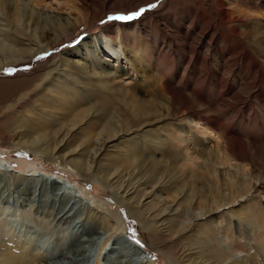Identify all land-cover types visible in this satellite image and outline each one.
Instances as JSON below:
<instances>
[{
  "label": "bare ground",
  "instance_id": "1",
  "mask_svg": "<svg viewBox=\"0 0 264 264\" xmlns=\"http://www.w3.org/2000/svg\"><path fill=\"white\" fill-rule=\"evenodd\" d=\"M104 1L109 2V0ZM142 1L146 4L151 1L153 2L154 0ZM163 1L165 2L166 0ZM53 5L59 7L60 3L55 0H49V2H47V0H0V33L6 34L4 37L0 38V50L4 53L0 55V57H3V59H0V70L18 63H31L35 56L47 52L45 49L46 47L42 46L38 35L31 36L36 42H34V47H23L26 44L29 46L28 44L30 43H28V41L30 42V40H25L22 35L21 37L23 39L18 37L20 36L19 32L12 33L10 32L11 30H8L9 28H7V26L3 25V23L7 21L5 19V14L11 18H15V14H17L18 18L16 20H19L20 24L25 25V28L28 29V31H31V29L34 28V30L38 29L39 33L42 34H45L44 31L48 30H54L55 32L63 28L70 31L78 29L77 17L72 19L71 16H68V18L62 19L61 16H50L49 12L52 13L50 6ZM29 6L37 12L38 16L37 18H34V16L30 17L28 24H26L24 14L26 8ZM67 8L71 13L75 11L71 6ZM151 15H155L156 23L166 19V17H163L161 14L151 13ZM185 19H189V17L185 16L184 21ZM143 20L138 22L139 26L136 28L138 34L130 36L129 45L126 47L127 50L131 52L132 61L127 58L125 53L126 50L122 43L118 41L116 37H111L107 35L106 31L101 30V35L94 38L91 42L92 50L88 51L86 54L88 56L87 59L90 57L93 62L95 61L96 65H100L99 68L96 66L98 70L95 73L92 72L90 74L87 71L86 63L83 62L84 64L80 65L81 67L77 69L78 71L70 72L68 78H66V82L63 83L65 84L64 88H58V86L50 81L46 87L47 90L45 96L42 97V94H40L42 98H47L49 100L48 106L43 105L40 109L38 108L39 111L35 109H31L32 111L29 112L24 111L28 113V115L20 114L19 119L12 123L7 129L6 134L12 139H9L10 142L6 148H19L30 152L33 155L44 156L47 161L60 165L64 170L69 169L76 171L78 175L84 178L85 182L97 183L100 184V186H104L107 191H113L112 197L114 200L120 203V206H125L126 204L130 205L128 208V214L133 220L142 225V228L149 233L150 237L155 238V235L158 232H162V234L168 238L175 236L180 242L186 243L187 246L184 244V248L197 249L194 252V255H198L199 258L204 257L206 259L204 261L205 264H261V260L256 262V256L253 251L254 244L252 241L254 239L252 238L250 243L245 240L247 244L241 239L242 221L245 219H251L250 215L254 209H257L258 215H264V206L261 207L262 204L258 206L256 202L252 205V189L245 186V190H239L234 186H228L226 193L224 195L221 193L223 200L214 198L210 201L206 196L199 195L195 187H192L196 180H205V175L202 171H211V165H218L219 168L225 167L229 170L232 169L231 167H233L234 170L239 167L235 165L234 161L230 158H234L235 156L230 145L231 137L228 135V132L224 130V127L222 128L219 126L218 130L220 135L217 138V142H215L216 144H213L215 147L210 145L207 141H203V137L208 132L204 126H215L216 123L211 122L208 117L201 114L196 107H198L197 104L200 102H203L204 104L207 102L206 106L208 109H214V107L209 100L200 96L192 83L193 81L191 82L187 79V81L184 80L183 75L186 74L185 72L188 69L181 74L179 68L180 65L168 60L171 55H163L165 53L164 47L161 46L159 48L156 43V38L153 36L151 37L150 27L153 25H151V23H144L142 22ZM190 21L189 26L192 28L191 25L193 24V21ZM127 24L128 23L125 22L118 23V33L122 32L120 36H126V30L129 28V24ZM53 25L54 29H51ZM157 30L159 31V29ZM179 30L183 31L184 29L180 27ZM184 32H187V35H190L188 30H184ZM27 34L28 38L30 33ZM166 40L170 41V43L172 42L173 45L175 44L173 39L169 40V38L166 37ZM185 41H188L187 37ZM142 45L147 47V50L145 51L146 53L143 54ZM149 45L152 46V48L149 47ZM177 52L179 51L177 50ZM185 52H188L189 54L188 65L186 68H191L192 70L196 69V62L193 58L197 52L194 46L190 43L187 44ZM105 54L110 55L116 62H120L121 67L114 64L112 65L113 68L110 69L109 65L102 60H100V62L99 59ZM74 55H79V51L74 53ZM180 57L182 62L187 59L185 55H181ZM125 59L130 63V66H132L131 70H133V74L130 72L131 70H126V66L122 64ZM136 62L144 64V74L138 72V68H136L135 64ZM260 66L263 67L262 65ZM62 68L63 67L61 66V70ZM85 74L89 77H97L101 84L95 86L93 89L87 82L83 83L82 79ZM152 77L158 84L154 89L155 94L152 93L154 101L152 103L151 111H147V113L144 114H138L136 109L137 106H140L141 100L138 98L134 99V95L131 93H135V91L139 94L144 93L146 88H149L148 85H146V82H148L149 79H152ZM124 81H128L129 85L130 83H133L132 87H130L128 83L125 82L126 85L129 86V88L127 87L128 92L125 91V95L130 96V98L132 97L131 99H133V101L131 100L132 103L127 107H118L120 103L117 105L116 100L114 99L120 95H117L114 88L109 89L111 86L108 87V84L111 83L113 85L118 84V82H122L123 84ZM144 82L145 87L143 85ZM152 84L154 87V82ZM106 87H108L107 96L104 95L105 97L102 96V98L99 94H101ZM114 92L116 93L113 98ZM182 98H185L184 102L181 100ZM192 98L194 100L193 103L191 102ZM157 103L161 104L162 108L159 107ZM7 106L5 105V107ZM74 110L78 111V113L73 114ZM124 110L126 111L124 112ZM57 111H60L58 114L60 119H58V116L56 115ZM85 113L87 115H84ZM88 115L92 117V120L94 121L89 126L96 127V122H103L104 126L99 133H97L98 137L96 139H87V134L93 129L91 131L89 128L83 129L81 133L86 129L88 130L86 135L81 133L77 134L83 137V143L86 144V150L83 153L88 152L98 155L102 151L107 153L114 152L116 156L111 155L105 158L110 162L109 165L114 166V168L111 167L115 170L113 172L111 171V168V170L107 172H105V170L102 171V169H98L97 172H94L93 169L89 167L90 165L83 167L85 162L78 161L77 159H74L72 162H66L65 159L62 161L57 158L58 155H62L59 154V150L62 149L61 144L66 143L65 141L67 140V137L58 140L56 133L65 130H68L70 133L74 129H79L80 127L77 125ZM51 128H55L57 131H51ZM105 130L110 131L108 137L104 136ZM55 134L56 136H54ZM16 137H18L17 141L15 140ZM83 143L80 146H82ZM197 143L201 145L202 149L207 150L206 153L202 154L203 157L201 155L202 161L198 159L201 161V164L199 163V165L196 163V157L191 149L194 145L197 146ZM171 147H177L184 151V156L175 164H171V161L166 160L167 152L171 150ZM223 149L226 155L223 158L217 157L216 154L219 155ZM75 150L76 149L73 151ZM154 151L157 153H151ZM158 153L161 156L160 159H156L155 157ZM241 159L245 161L244 158ZM162 165H164V168ZM31 167L33 169L32 172L29 171L28 174H25L19 171H13L10 164L0 162V214L1 216L7 215V213L11 211L12 204L17 206V212L19 211L20 205L23 210L21 211L22 216L20 217V215H17V219L13 220L15 221L14 224L11 222V225L6 224L8 221L6 218L7 216L3 217L7 220L6 222L0 218V230L4 228V230L7 231L6 235L0 236L3 238L6 237L4 240L0 238V240H2L0 242V264H52L54 259L61 260L59 261L61 262L60 264H86L91 258V247H87L85 250H83V248L78 250L79 247L77 246L78 248L76 247V250L74 249L75 251L73 248L76 246V243L82 244V241L85 240L83 237H87L89 232L97 233V235L103 233L106 234L104 232V226L109 228L112 227V218L117 220L120 224L119 230L121 233L116 246L111 248L108 252L113 264H152L149 259V254L145 252L141 245L136 243L137 246L133 243V238H131V233L128 230L126 220L120 212L112 209L111 206L107 204L103 205L98 201L94 202L96 205L93 204L92 200L85 203L83 199H80V197L74 193L76 188L73 187L74 185H71L70 182L66 183L70 184L69 186L63 185L58 178L52 176L49 178L42 173H36L35 167ZM196 168L199 169V172ZM185 172H188L189 175L181 181L182 183H177L183 174H186ZM218 172L220 171L215 169L212 174L215 176ZM115 175L118 178L116 181V187H114V183H112L111 180ZM189 186L192 187L190 188L191 192L185 197V189ZM163 191L167 192L168 197L166 198H168V200L180 197V200L176 202L182 205L190 204L189 197L191 194H198L199 196L197 199L200 201L197 203L204 212L203 216L209 217L211 215H219L220 218H227L229 223H226V225H234L238 232L241 231L239 232V236L231 241L232 245L229 244L224 248L220 245L217 236V233L220 232V226L215 229H210L208 222H206L205 219L197 218V216L196 218L190 217V220L186 221L184 220V215L181 216L177 213L181 207L172 209L171 211H168V209H161L160 212H156L155 216H152L153 214L150 212H152L155 207L153 201H159L160 197L157 195ZM142 199H145L146 203L143 204V202H141ZM36 201H40V203L35 204ZM48 202L59 210L56 218L53 217L54 219L51 220L52 227L49 226L47 220L45 221V218H41L44 215L41 213V209L43 206L48 207ZM34 204L37 205L38 208H35ZM76 208H78L77 212H75ZM220 218H217L215 222H218ZM37 219H40L41 224L36 222ZM261 219L263 220V218ZM76 220L86 221L87 223L91 222L92 226L91 228L82 230L80 228L78 229V223ZM22 221L24 223L30 221L32 228L34 230L36 229L39 233L38 235L40 236V239L46 241L45 244H42V248L39 247L42 252L39 251L36 254L33 252L34 250L36 251L38 247L33 243L34 241L32 242V240H30V237L24 239L21 237L20 233L15 235L11 231L13 228L17 229L20 225L23 227L24 225ZM54 223H59L62 226L63 234L65 236L68 235L66 238L70 239L69 246L66 247L65 236L63 240L64 242H60V240V243L56 244L55 242L51 243L52 240L50 241L49 238L48 240H45V237L51 232L45 228V225L53 231L52 228H58ZM262 226H264V224ZM76 228L78 230H76ZM109 228L106 229L107 232L111 230ZM244 243L246 245L245 247L249 248L250 255L248 258L246 257L242 263H237L235 261L236 253L241 250L240 247ZM46 246H49L50 248L47 251L45 250ZM101 251L102 249L100 252ZM205 253H208V255H205ZM63 260L65 262H63ZM173 262L174 263L172 264H180L176 260Z\"/></svg>",
  "mask_w": 264,
  "mask_h": 264
},
{
  "label": "rangeland",
  "instance_id": "2",
  "mask_svg": "<svg viewBox=\"0 0 264 264\" xmlns=\"http://www.w3.org/2000/svg\"><path fill=\"white\" fill-rule=\"evenodd\" d=\"M55 1H59L60 6H50L52 13L49 12V15L61 16L62 19L68 18V16H71L72 19L77 17V30L74 29L73 31H70L63 28L55 32L54 30L44 31L45 34L39 33V30H34V28H32L31 31H28V29L25 28V25L20 24L19 20H16L18 18L17 14H15V18H11L5 14V19L7 21L4 22L3 25L7 26V28H9L8 30H11L10 32L12 33L19 32L20 36L18 37L30 40V42L28 41V43H30L28 44L29 46L25 43L26 45L23 47H34L36 42L31 36L38 35L42 46L46 47L45 49L47 52H43V54L35 56L31 63H18L0 70V162L10 164L13 171H19L25 174H28L29 171L32 172L33 169L31 166H33L35 167L36 173H42L49 178L51 176L56 177L63 185L66 186H69L70 184L74 185L73 187L76 188L74 193H76L80 199H83L85 203L89 200H92L93 204L98 201L99 203H102L103 205L107 204L111 206L112 209L120 212L126 220L128 230L131 233V238H133V243L136 244V241L140 242L138 245H141L145 252L149 254V259L152 264H172L174 263V260L178 261L180 264H205L204 261L206 259L204 257L199 258L198 255H194V252L197 249L184 248L186 243L180 242V240H178V238L176 239L175 236L168 238L167 236H164L162 232H158L155 235V238L150 237L149 233L142 228V225L133 220V218L128 214V208L130 205L126 204L125 206H120V203L114 200L112 197L113 191H107L104 186H100V184L97 183L85 182L84 178L78 175L76 171L69 169H65V171L60 165L47 161L44 156L33 155L32 153L19 148H6L10 142L9 139H12L6 133L9 126L19 119L20 114L28 115L26 112L34 109L39 111L43 105L48 106L49 100L42 97L45 96L47 90L46 87L50 81L58 86V88H64L65 84L63 83L66 82V78H68L70 72L78 71L77 69L81 67V64L83 65L86 63L85 65L87 66V71L90 74L92 72L95 73L98 70L100 65H96L95 61L93 62L90 57L87 59L88 56L86 54L88 51L92 50L91 42L94 38L101 35V30L106 31L107 35L111 37H116L125 48L127 58L132 61L131 52H129L126 47L129 45L130 36L138 34V30L136 29L137 26H139L138 22L144 18L142 22H146L148 24L151 23V25H153L150 27V34L151 37L153 36L156 38V43L159 48L161 46L164 47L165 53L163 55H171L169 58L167 57L168 60L180 65L179 68L181 70V74L188 69L185 72L186 74H184L185 76L183 75L184 80L193 81L192 83L200 96L209 100L214 107V109H208L206 106L207 102L206 104L200 102L197 104L198 107H196L199 109L200 113L206 115L211 122L218 124L210 127L207 125L204 126L208 132L206 131L207 136L205 135L203 137V141H207L210 145L214 146L216 144L215 142H217L218 136L220 135L218 130L219 126L222 128L224 127V130H226L228 135L231 137L230 145L235 156L234 158H230L234 161V164L239 167L235 168V170L231 167V171L225 167L219 168L218 165H211V171H202L205 175V180H196V184L194 183V186L192 187H195L199 195H204L212 201L214 198L223 200L221 193L224 195L228 186H234L239 190H245V186H247L249 189H252L253 192L252 205L257 202L256 204H258V206L260 204H262L261 207L264 206V0H166L165 2L163 0H154L153 2L151 1L146 4L142 0H109V2L104 0ZM47 2H49V0H47ZM70 6L75 9L73 13H71L67 8ZM35 12L36 11L30 8V6L26 8V12L24 14L26 24H28L30 17L34 16V18H37L38 15L37 12ZM136 13L140 14L136 15ZM151 13L161 14L163 17H166V19L157 22V24L155 22V15H151ZM120 16L131 17V19L115 18ZM185 16H188L189 19H185L184 21ZM190 20L193 21V24L191 25L192 28L189 26V23L191 22ZM122 22L129 24V28L126 30V36H120L122 32L118 33V23ZM180 27H182L185 31L188 30L190 35H187V32L185 33L184 30L180 31ZM51 29H54V25ZM157 29H159V31ZM27 33H30V36H28L29 39L27 38ZM5 35L6 34L4 33H0V38ZM166 37L169 38V40L173 39L175 44L173 45L172 42L170 43V41L166 40ZM186 37L188 38V41H185ZM189 43L194 46L197 52L193 58L196 62V69L194 70L186 68L188 65L187 62L189 54L188 52H185V49L186 45ZM142 47V54L146 53L145 51L147 50V47L143 45ZM149 47L152 48L150 45ZM78 51L79 55L75 56L74 53H77ZM2 54L4 53L0 50V55ZM181 55L186 56V61H181ZM0 59H3V57H0ZM100 60L109 65L110 69L113 68L112 65L114 64L121 67L120 62H116L110 55L105 54L99 59V61ZM122 64L126 66V70L132 69V66H130V63H128L126 59L122 62ZM135 64L136 68H138V72H140V74H144V64L137 62ZM60 65L63 67L62 70ZM96 66L98 68H96ZM209 68L212 69L210 70ZM130 72L133 74V70ZM82 82H87L93 89L95 86L101 84L97 77H89L86 74L83 76ZM125 82L128 83V81H124L123 84L122 82H118V84L113 85L111 83L108 84V87L111 86L109 89L114 88L117 95H120L114 99L116 100L117 105L120 103L118 107H127L133 101V99H131L132 97L130 98V96L125 95V91L128 92L127 87H132L133 83H130V85L128 83V86ZM153 82L155 85L154 87L152 84ZM156 82L157 81L152 77V79H149L148 82H146V85H148L149 88H146L144 93L139 94L136 91L135 93H131L134 95V99L138 98L141 100L140 106H137L136 109L138 114H144L147 113V111H151L152 103L154 101L153 94H155L154 89L158 84ZM143 85L145 87V82ZM108 87H106L103 92L99 94V96H107ZM116 92L113 93V98ZM40 94H42V97ZM181 100L184 102L185 98H182ZM191 102H194L193 98ZM157 104L162 108L161 104ZM5 105L7 107H5ZM74 111L73 114L78 113V111ZM125 111L126 110H124V112ZM59 112L60 111H57V116ZM84 115L87 114L85 113ZM58 119H60L59 116ZM93 122L92 117L88 115L77 125L80 127L79 129L76 130L73 128L74 130L70 133L68 130L56 133L58 140H62L67 137V140L65 141L66 143L61 144L62 151L59 150V154L62 155H58L57 158L62 161L65 159L66 162H72L74 159H77L78 161L85 162L83 167L90 165L89 167H91L94 172H97L98 169H102V171L105 170V172H107L114 168V166L109 165L110 162H108L105 158L111 155L116 156V154L114 152L107 153L105 151L99 153V156L88 152L83 153L86 150V144L83 143V137L77 135L78 133L80 134L83 129L89 128L90 131L92 129L93 130L88 133V130L86 129L81 134L86 135V133H88V140L96 139L98 137L97 133H99L101 128L104 126V123L96 122V127L89 126ZM53 130L55 132L57 131V129L51 128V131ZM109 132L110 131L105 130L104 136L108 137ZM56 134L54 136H56ZM17 138L18 137L15 138L16 141L18 140ZM82 143L83 145L80 146ZM194 146L191 148L193 150L192 153L196 157V163L199 165L202 161L201 155L206 153L207 150L202 149L199 143H197V146ZM74 149L78 150L73 151ZM151 153L155 154L157 152L154 151ZM225 155L226 153L224 152V149L219 155L216 154L219 158H223ZM183 156V150L178 149L177 147H171V150L167 152L166 160L171 161V164H175L176 162H179ZM155 157L156 159L161 158L159 153L156 154ZM241 158H244L245 161ZM106 166L109 167L107 168ZM162 167L164 168V165H162ZM196 169L197 171L199 170L198 168ZM215 169H218L220 172L214 176L212 172ZM111 171L113 172L115 170L112 169ZM188 175V172L183 174V178L181 177L177 183H182L181 181ZM115 177L111 179L112 183H114V187H116V181L118 179L116 175ZM69 182L70 184H66ZM192 187H186L185 197L190 194V188ZM198 194H191L189 197L190 204L182 205L176 202L180 200V197L168 200V198H166L168 197L167 192L163 191L157 195L160 197V202L157 200L153 201L156 209L154 207L150 213L153 214L152 216H155L156 212H160L161 209H168V211H171L172 209L181 207L177 213L181 216L184 215V220L188 221L190 220V217L196 218L197 216V218L205 219V221L208 222L210 229H215L220 226V232L217 231L219 232L217 233V236L220 241V245L224 248H226L229 244L232 245L231 241L238 237L239 232L241 231L238 232L234 225H226V223H229L227 218H220L219 215H211L209 217L203 216L204 212L197 203L200 201L197 199L199 196ZM141 202H143V204L146 203L145 199H142ZM39 203L40 201L35 202V204ZM13 205L14 204L11 205L12 212L10 211L7 215L2 216L0 214L1 219L5 222L8 220V223L6 222L7 225H9L10 222L14 224L15 221L13 220L17 219V215H20V217L22 216L21 211L23 210L20 203L18 212L17 206ZM47 205L49 206H43L41 209V213L45 215L41 218H45V221L47 220V223L49 222V226L52 227L51 220L54 219L53 217L56 218L59 210H57V208L49 202ZM35 208H38L37 205H35ZM77 211L78 208H76L75 212ZM256 211L257 209H254L252 214L250 212L251 219H245L242 221V235H240L242 236L241 239L244 241L246 240L248 243H250L252 238L254 239L252 241L254 244L253 251L256 256V262L261 260V264H264V226H262L264 224V215H258V211ZM4 216H7V220L3 218ZM217 218H220V220L215 222ZM261 218H263V220ZM36 222L41 224L40 219H37ZM76 222L78 223L77 228H80L81 230L91 228L92 226L91 222H88L89 224L82 220H76ZM111 222L112 227L109 228L104 226V232L106 234L103 233L97 235V233L89 232L87 237H83L85 240L82 241V244L76 243V246L73 248L74 250L78 246V250H81L82 248L85 250L87 247H91V258L86 262V264H113L108 252L111 248L116 246L121 233L119 230L120 224L117 220L112 218ZM23 225V227L20 225L17 229L13 228L11 231L15 235L20 233L21 237L24 239L30 237V240H32V242L34 241L33 243L38 247L36 251H33L36 254L40 251L42 244H45L46 241L40 239V236L38 235L39 233L36 229L34 230L32 228L30 221L27 223L23 222ZM54 225L58 228H52L53 231L45 225V228L51 231L47 237H45V240H48L49 238L50 241L52 240L51 243L55 242V244L64 242L63 240L65 235L62 232V226L59 223H54ZM77 228L76 230H78ZM108 228L111 230L107 232L106 229ZM6 232L7 231L4 230V228L1 229L0 236L6 235ZM67 236H65L66 247L69 246L70 241V239L66 238ZM0 238L4 240L6 237ZM2 240H0V242ZM246 241L245 243L247 244ZM245 243L240 247L241 250L236 253L235 261L237 263H242L243 260L246 259V257L248 258L250 255L249 248L245 247ZM46 248V251L50 249L49 246H46ZM101 249L102 251L100 252ZM205 255H208V253H205ZM59 261L61 260L54 259L52 264H60L61 262ZM63 262L65 261L63 260Z\"/></svg>",
  "mask_w": 264,
  "mask_h": 264
},
{
  "label": "snow or ice",
  "instance_id": "3",
  "mask_svg": "<svg viewBox=\"0 0 264 264\" xmlns=\"http://www.w3.org/2000/svg\"><path fill=\"white\" fill-rule=\"evenodd\" d=\"M140 13H136V15H139ZM116 19H131V17H125V16H120V17H115ZM137 244H139V241H136Z\"/></svg>",
  "mask_w": 264,
  "mask_h": 264
}]
</instances>
